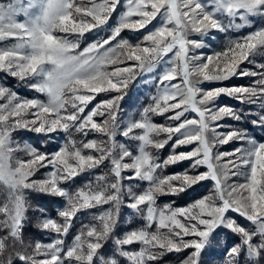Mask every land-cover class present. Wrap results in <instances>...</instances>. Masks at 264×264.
<instances>
[{
    "label": "snow or ice",
    "instance_id": "6c2138e0",
    "mask_svg": "<svg viewBox=\"0 0 264 264\" xmlns=\"http://www.w3.org/2000/svg\"><path fill=\"white\" fill-rule=\"evenodd\" d=\"M0 74V264H264V0H4Z\"/></svg>",
    "mask_w": 264,
    "mask_h": 264
},
{
    "label": "rangeland",
    "instance_id": "374dc122",
    "mask_svg": "<svg viewBox=\"0 0 264 264\" xmlns=\"http://www.w3.org/2000/svg\"><path fill=\"white\" fill-rule=\"evenodd\" d=\"M0 2H4V0H0ZM26 2H27V0H25V3H26ZM204 51H205L206 54H210V53L213 51V49H212V48H208V49H206V50H204ZM0 77H2V74H0ZM244 82H245V81H235V80H233V81H228V82H226V83H244ZM7 83H8V84H13L14 81H12L11 79H8V80H7ZM205 86H206V87H215V86H218V85L206 84ZM15 90H17V91H19V92H21V93H24V94H26V95H32V93H30V92H28V90L22 88L19 84H16V85H15ZM128 91H129V96H133L134 93H137V86H136L135 84L132 85V86H130V88H129ZM137 94H138V93H137ZM140 100H141V101H144V96H143V95H140ZM145 102H146V101H145ZM219 103L232 105V104H234L235 102H234L233 100H230V99L226 98V97H221ZM123 106L125 107L126 111H131V110H132V109H130V108L128 107V101H127V98H126V101H125V103H124ZM226 122H227V123H236V122H233V121H230V120H229V121H226ZM31 135H32V134H30V133H24V134H22L23 137L31 136ZM22 136L18 135V136H17V139H18L21 143H24L25 140L22 138ZM225 147H230V146H225ZM164 151H167V149H165ZM180 167H181L180 165H177V166H176L177 169L180 168ZM174 170H175V169L172 168V167H170V168L167 169L168 172H172V171H174ZM160 199H161V201L167 202L169 198H167V197H161ZM42 236H43V237H40V238H38V239H36V240L47 241L48 236H47V235H42ZM34 241H35V240H34ZM133 247H137V246H133ZM170 264H174V263L172 262V263H170ZM218 264H220V262H218Z\"/></svg>",
    "mask_w": 264,
    "mask_h": 264
},
{
    "label": "trees",
    "instance_id": "16d2710c",
    "mask_svg": "<svg viewBox=\"0 0 264 264\" xmlns=\"http://www.w3.org/2000/svg\"><path fill=\"white\" fill-rule=\"evenodd\" d=\"M0 198H2V197H0ZM168 198V197H167ZM169 199H171V198H169ZM168 199V200H169ZM180 203H182L181 201H179V200H177V204H180ZM52 215H55V213H52ZM40 237H43L42 235H34L33 237H32V239L33 240H36V239H38V238H40ZM174 263V264H176V260H175V256H173V258H172V260L170 261V263Z\"/></svg>",
    "mask_w": 264,
    "mask_h": 264
}]
</instances>
